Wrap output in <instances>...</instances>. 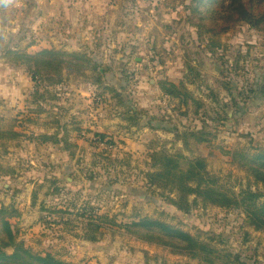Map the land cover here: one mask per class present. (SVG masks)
<instances>
[{"label":"rangeland","instance_id":"rangeland-1","mask_svg":"<svg viewBox=\"0 0 264 264\" xmlns=\"http://www.w3.org/2000/svg\"><path fill=\"white\" fill-rule=\"evenodd\" d=\"M56 1V15L30 28L28 2L12 8H21L12 32V11L0 0V119L17 134L0 138V210L14 214L6 221L17 241L65 264H205L119 227L149 218L264 264V230L240 210L192 195L180 211L171 204L177 192L148 177L162 172L158 152L179 153L199 161L220 190L264 200V29L238 23L214 35L192 0ZM11 50L85 55L101 77L62 69L57 84L41 83L2 58ZM159 82L181 84L180 96ZM250 163L253 172L241 166ZM90 212L115 226L97 221L94 230Z\"/></svg>","mask_w":264,"mask_h":264},{"label":"trees","instance_id":"trees-1","mask_svg":"<svg viewBox=\"0 0 264 264\" xmlns=\"http://www.w3.org/2000/svg\"><path fill=\"white\" fill-rule=\"evenodd\" d=\"M192 2V10L199 13V7H203L206 19L218 29L217 32L213 33L214 35L221 34L224 30L238 23H245L252 28L264 29V0H192ZM2 58L25 65L29 73L32 74V79L38 77L43 80L45 76L56 84L57 82L53 80V77L59 78L62 69L73 70L77 73L90 69L98 75V78L101 77L99 66L87 56L75 53L44 51L36 55H29L11 50L5 52ZM41 79L40 81L43 83ZM159 88L171 97H179V90L182 86L180 84L176 87L167 82H159ZM126 120L136 125L138 117L127 114ZM16 135L11 122L0 119V138L12 139ZM96 137L100 139L98 143H101L104 138L98 134ZM96 150H98L97 147ZM260 155V160L264 162V153ZM155 157L154 164L159 158L158 165L162 172L148 175L150 185L163 190L167 188L171 192L176 191L178 201L171 202L173 207L180 211L187 210V199L193 195L200 199L204 206H224L238 209L245 215L251 227L256 230H264V200L257 203L258 195L248 191L237 195L228 190H220L214 177H208V181L204 180L205 173L201 171L199 161H189L179 153L168 156L158 152ZM241 166L248 169L249 172H253L251 163ZM13 215L7 210H0V264H65L49 254H37L24 248L22 243L17 241L13 229L6 221ZM86 219L87 225L89 223V226L94 230H97V221L100 223L99 225L115 226L113 220L99 217L92 212L88 214ZM119 227H122L131 237L146 242H156L161 246L169 247L174 253L198 259L205 264H246L240 262L239 257L230 252L217 250L208 242L199 241L189 234L157 220L144 218L126 225H119ZM89 241H94V239L91 238ZM7 249L11 250L10 254H7Z\"/></svg>","mask_w":264,"mask_h":264},{"label":"crops","instance_id":"crops-1","mask_svg":"<svg viewBox=\"0 0 264 264\" xmlns=\"http://www.w3.org/2000/svg\"><path fill=\"white\" fill-rule=\"evenodd\" d=\"M28 2L27 7H29V12H32V15H27L24 20V26H29V28L32 25L38 26L41 25L43 22L47 21L49 19V16L54 14L56 15V5L58 2L56 0L47 2L44 0H5V4L8 5V9L10 12L12 11V20L10 22V27H15V22L17 21V24L20 21L21 17V8L20 11L17 12L15 10H12V8L20 7L23 5V3ZM95 2V0H92L91 3ZM55 3V4H54ZM107 6V1H105L103 4H96L92 9L89 10L90 16H96L101 14V11L104 7ZM33 13H38L37 15H34ZM13 19H17L16 21ZM29 21V22H28ZM15 30L12 28V32Z\"/></svg>","mask_w":264,"mask_h":264}]
</instances>
